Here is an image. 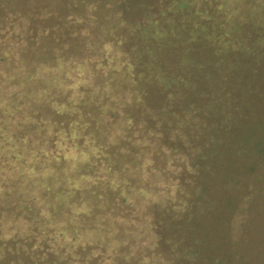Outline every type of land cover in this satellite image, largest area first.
Instances as JSON below:
<instances>
[{"label":"trees","instance_id":"obj_1","mask_svg":"<svg viewBox=\"0 0 264 264\" xmlns=\"http://www.w3.org/2000/svg\"><path fill=\"white\" fill-rule=\"evenodd\" d=\"M138 1L141 2L140 5L142 7V1L146 2L145 0ZM29 2L30 0H18L16 3L13 0H0V34L6 36L9 33V29L21 25L24 27V33L29 39L27 40L28 51H33L31 55L38 56V59L48 57V60L50 57H54V61L58 64L60 72L67 77L66 79H75L77 82L75 83L76 86L78 83V85L86 83L81 92L82 97H87L91 93L103 95L106 104H111L115 110L116 119H119L122 114L118 122L123 124L124 130L127 129L132 140V144L128 149L129 156L133 157V159H142L147 155L151 157L152 154L156 153L157 156H153L154 158L163 159L162 169L158 168L161 173V175H158L160 181L207 182H203V186L197 191L195 197H190L191 202L189 201L188 203L190 206L183 207L179 205L177 208H173L174 211H182L184 209L183 218L189 216V225H194L193 227L197 229L190 235H184L185 222L176 223L172 220L167 223L165 221L166 216L158 217L149 212L150 209H153L151 207L156 205L157 202L148 197L150 199L147 202L149 209H147V212L144 210L141 212V215L145 216L139 215L138 217L141 218L136 222L137 224L131 225L129 228H121L124 226V222L119 225L112 215L107 218L108 222H100V225L106 227L103 229L101 228L102 226H98V223L95 224L97 222L96 218L90 214L89 224L82 223L80 226L76 218L69 216L71 215L69 214V217L65 219L66 221L63 219L59 220L60 224H67L72 221L70 224H73V227L70 228L71 234L69 235L68 243L61 247V244L53 243L54 239H52L50 244L52 246H60L62 248L60 252L68 255L71 260L75 261V264H82L83 262L87 264L93 259L98 261V256L99 258L101 257V261L98 264H124L125 261L120 262L116 256L119 249L123 247L125 240L136 241L140 239L142 242H147L148 240L155 242V232L160 234L162 231L173 229L174 240L171 241L168 251L163 255L164 257L159 260H164L168 264H180L181 262L187 264H228L225 261L226 257L220 252L221 247L229 245V243L226 244L223 220L230 223V214L235 208L244 209V212L240 210V215H246L247 217L246 206L251 209L252 203L255 202L251 198L254 197L253 195L257 196L258 193H261L260 190L258 192L251 190V195H253L249 197L250 199L233 195H230L229 198L223 196L227 185H231L235 181H241L240 179L242 178H250L258 171H263L264 173V53L261 52V49L264 48V41L256 39L251 41V39H245L241 35L238 39L217 41L218 43L207 39L201 41L204 44L200 46L199 38L195 34L186 38L187 36L184 37L183 35L182 37L179 32H167L168 36H166L165 31L157 28L150 17L143 22L141 20L129 24L124 22V25L122 23L126 35L109 43L96 41L97 32L108 29L104 17L103 19L89 18L88 21L86 20L87 24L81 28L78 34L69 35V33H64L62 29L59 30L60 33H58L57 29H49V31L42 33L44 36L42 39L37 40L32 36H38L39 29L36 28L39 26L36 22H33L32 17H36L37 12L44 5H42L43 1L36 0L32 4L35 6L34 9H26L29 6ZM108 2H114L112 7L124 4L122 6L124 9L128 8L133 11L137 9V6L132 4V1L128 3L127 0H108ZM19 7L23 8V13L18 11ZM60 7L56 11H60ZM49 8H51L52 16L55 13L58 14V12H55L53 4ZM160 15H164V13H160ZM65 32L67 31L65 30ZM228 33H234L233 26L229 27ZM68 37L70 38L68 41L69 46L66 45L68 51L78 41H83L82 43L88 45L84 49L85 55L78 56L80 57L79 62H77L78 57L72 59V62L64 61V58L68 57V51L65 50L61 40H65ZM86 38L87 41H84ZM45 39H47L48 43H45ZM204 45L208 46L207 53L202 50ZM153 46H155L154 49L152 48ZM27 48L25 46L18 49L24 51V53H31L27 51ZM194 49L202 51L199 55L206 54L207 57H196L198 52L195 51L194 54ZM242 53L246 55L247 59L245 61H243L242 56L239 57V54L242 55ZM93 54L94 56L92 57L91 55ZM206 66L207 69H205ZM55 69L57 70V67ZM94 71L99 72L96 75L98 77L97 82L94 81ZM237 78H240L238 82V86L241 84L240 89L234 87V82ZM19 79L20 85L25 83L26 85L33 84L39 87L37 91L42 95L48 94L45 86L58 85L56 78L53 81L48 78L41 82L39 76L33 75V73L20 76ZM99 79L100 81H98ZM59 80H62V75H59ZM217 81H220V84L217 85ZM111 89H116L114 94H109ZM120 102L124 104L120 105ZM24 103H26V100ZM74 114H76L77 120L71 123L70 127L78 128L81 126L82 129L92 127L93 121H86L87 124L84 122L83 115L80 112L74 110ZM181 114H185L184 117L187 124H184L183 127L178 124L171 125V128L166 127L167 124L163 120L165 121L167 118L170 121H176V119L178 120L181 117ZM93 115L96 118L97 114L94 113ZM35 117L32 118V116L27 115L29 120L23 121L26 124L24 129H30L35 123ZM89 118L93 120V116ZM50 122L51 120L49 119L45 123L48 124ZM145 122H150L153 125L145 126ZM144 127L145 131L139 133L140 129L142 130ZM82 129L71 133L76 134L75 139H71L73 142L60 137L59 133L50 135L49 141L56 144L58 152L62 151V145L74 146L76 149V156L69 160L62 158L57 153H51L47 156L49 162L52 160V162L57 164L58 171H55L56 167H51L50 164L44 165V167L38 166L42 151H44V155L47 154L45 152L46 148L41 150H37L41 147L33 149L36 146L33 140L36 139L28 138L30 141L27 140L26 136L29 134L26 133H28V130L20 132L17 126L10 125L2 127L0 134L4 133V144L10 142L9 145H13L11 147L15 151L13 153L14 157H21V160L17 162L21 165H26L25 173L29 171L32 174L33 171L38 172L43 167L42 172L45 174L36 181H46V183L43 182V189L48 191V196H52L50 181H68L71 185L70 187H75V189L82 192L93 185V182L90 184L88 182L109 180L112 177L109 174L103 176L105 170L99 176L93 175L91 171L88 172L87 166L93 160L92 153L96 154V146L101 147L103 143L95 141L101 135L98 136L97 134V138L95 135L94 137H89L81 132ZM17 132H20L18 138ZM137 135L139 136L138 139H136ZM39 140L42 139L39 138ZM64 140L67 144H65ZM76 140L85 143L80 146V143L77 144ZM38 146H42V144L39 143ZM81 147L83 150H81ZM24 149H27L26 151L30 150L33 155L28 154L23 159L21 153ZM66 150L67 147L64 151ZM13 151L6 150L5 154L8 155ZM38 154L39 156H36ZM149 156L148 158H150ZM234 157L236 158L233 159ZM5 159L6 157L4 156ZM136 166L134 162L128 163L125 173L130 172L132 167L136 169ZM11 167L12 169L15 167V160L14 163H11V166L10 164L3 165V167L0 166V173L3 171V178L0 181L16 180L11 173ZM156 169L155 171H158ZM196 169L198 174L193 172ZM61 170L64 173L58 175ZM128 181H131V179L126 177V175H120V179L116 181L114 187L108 186V190L112 191L111 194L108 192L107 195L111 206L117 194V198H122L121 200L124 204L131 208L134 206L133 202L135 200L130 195ZM258 182L261 183V180ZM124 187L126 190L122 191ZM5 189L6 187L0 184V193L3 190L5 191ZM72 192L73 190L70 191V189L65 192V202L55 199L58 202L57 206H55L54 202L44 203L42 201L40 208L43 215L36 216L37 219L33 217V224L34 221L38 223L33 226L39 225L41 222L44 223V218L48 221L52 210L57 211L64 207L73 214L82 215L94 209H99L103 204V202L97 200L101 195L97 191L96 200H85L88 203H78L77 199L72 198ZM146 192L143 186L142 193L145 194ZM31 194L30 192L22 194L24 204L28 200L35 201L36 197L40 199V196L37 195L33 198ZM102 207H105V205H102ZM140 207L143 208V204ZM217 207L224 210L215 215L217 218L214 219V222L218 225H212L209 232L214 233L218 227L223 229H219L215 234V243L209 242L212 246L207 249L208 255L203 256L202 251L205 244L196 235L204 234L200 229L204 226L207 227V225H204L202 219H200L201 214L199 212L207 214L214 211ZM224 211L228 212L229 216L225 215ZM220 214L225 216L224 219L220 218ZM14 222L17 223L19 221L15 219ZM233 225L235 224L231 223V227ZM17 226L18 230L13 234L22 236V233L31 232L28 228L25 231L20 230L19 228L22 226L20 223H17ZM110 226L113 229H121H119L117 234V230L109 231ZM109 235L114 236L115 239L108 240L110 238ZM6 236L9 237L7 234ZM26 239H29V237L20 241ZM40 239L39 237L38 242L41 241ZM241 240L239 239L240 243ZM20 241L17 244H20ZM235 241L232 243L237 247V250L235 249L231 255L227 256L232 261L231 264L242 259L239 246L243 243L240 244L239 241ZM69 242L71 243L69 244ZM176 244L177 249L174 248ZM126 249L128 250V247ZM214 249L220 251L214 254L212 253ZM33 251L35 250L33 249ZM80 253H86L88 258L86 260L81 258L80 261L73 259L74 256Z\"/></svg>","mask_w":264,"mask_h":264},{"label":"rangeland","instance_id":"obj_2","mask_svg":"<svg viewBox=\"0 0 264 264\" xmlns=\"http://www.w3.org/2000/svg\"><path fill=\"white\" fill-rule=\"evenodd\" d=\"M16 1L18 0H13L15 3ZM35 1L36 0H30L29 6L26 7V9H34L35 6L32 4ZM41 1H43V8L37 12L36 17H32L33 22H36L39 26L36 28L39 29L38 36H32L37 40L42 39L44 37L42 33L49 31V29H57L58 33H60L59 30L62 29L64 30V33H69V35H73V33L78 34L81 28L87 24L86 20L88 21L89 18L94 17L103 19L104 17L108 29L102 30V32L99 30L96 35V41L99 43H109L119 38H123L126 35V31L123 30L122 27L124 22L127 24L141 20V22H143L150 17L151 21L155 22L154 25L157 28L165 31L166 36H168L167 32H179L182 37L183 35L184 37L187 36L186 38L195 34L196 37L199 38L200 46L204 44L201 43V41L207 39L222 42V40L229 41L232 39H238L241 35L242 37H245V39H251V41L254 39L264 41V0H145L146 2L142 1L143 7L138 0H127L128 3L132 1V4L137 6L135 11L129 10L128 8L124 9V7H122L124 4H122V6L116 5L115 7H112L114 2H108V0ZM49 3H51L50 5L53 4L55 12H58V14H54L56 15L55 17L51 14ZM59 6H61L60 11H56ZM19 8L18 11L23 13V8ZM39 13L40 15H38ZM160 13H164V15H160ZM20 26L21 25L9 29V33L6 36L0 34V131H2V127H8L10 125L17 126L20 132L28 130L24 129L26 124L23 121L28 119L27 115L32 116V118L36 116L35 123H33L28 130V133H26L29 134L26 136L27 140L28 138L36 139L33 140L36 145L33 149H37L38 147L41 148L37 150L46 148L45 152H47V154L44 155V151H42L41 156L39 157L40 163H38V166L41 165L44 167V165L50 164L51 167H56L55 171H58L59 168L57 164L52 162V160L49 162L47 156L51 153H57V155L62 156V158L69 160L76 156V149L74 146L62 145V151L58 152L56 144L49 141V137L52 133H59L60 137H64L67 141L75 139L76 134L71 133L82 129L81 126L78 128L70 127L71 123H74V121L77 120L76 114H74V110H76L83 115L84 122L93 121L92 127L89 129L83 128L81 132L89 137H94L95 135L97 138V134L98 136L101 135V137L95 139V141L103 143L101 147L96 146L97 156L95 153H92L93 160L88 164L89 166H87L88 172L91 171L93 175L99 176L105 170L103 176L109 174L112 177L109 180L90 181L88 183L90 184L93 182V185L90 186L88 190L82 192L75 189V187H70L71 185L68 181H50L51 184L49 185L52 188L50 191L52 196H48V191L43 189V182L46 183V181H36L38 178L41 179L43 174H45L42 172L43 167L38 172L33 171L32 174H30L31 172L27 171V173H25L26 165L18 163L21 160V157H14L13 153L15 151H13L14 149L11 147L13 145H9L10 142L8 141V143L4 144V133L0 134V141H2V143H0V166L3 167V165L6 166L8 164L11 166V163H14L15 160V167L13 169L11 167L10 169H12L11 173L13 177L16 178V180L13 179V181H0V184H3L6 187L5 191L3 190L0 193V264H75V261L71 260L68 255L60 252L62 251L61 247H64L63 245L68 243V238L71 234L70 228L73 227V224H70L72 221L67 224H60V219L65 220L67 217L71 216L76 218V221H78V224L81 226L82 223L89 224L91 218L90 215H94L97 221L95 224L98 223V226H102L101 228L105 229L106 227L100 225V222H108L107 218L113 215L114 220H116L119 225L124 222V226L121 228H129L131 225L137 224L136 222L141 218L138 217L139 215L142 217L145 216L143 214L141 215V212L143 210L147 212V209H149L147 202L150 201V199L157 202L156 205L151 207L153 208L152 210H148L154 216H166L165 221L167 223H170L172 220L176 223L185 222V236L186 234L190 235L196 231L197 229L193 227L194 225H189V216H185L188 221L186 218H183L182 213L184 212V209L182 211H174L173 208L175 209L179 205L183 207L190 206L188 204L189 201L191 202L190 197H195L197 191L203 186V182L206 181H160L158 175H161V173L158 168L162 169L161 164L163 163V159L154 158L153 156H157L156 153L152 154L151 157L147 155L142 159H133V157H130L128 149L132 144V140L130 139L127 129L124 130L123 124L118 122V120L121 119L122 114L119 119H116V116L114 115L115 110L112 108L111 104H106L103 95L100 96L99 94L91 93L87 97H82L81 92L84 86H86V83L83 85H78V83L76 86L75 83L77 82L75 79H66L67 77L60 72L58 64H56L53 59L54 57H50L48 60V57L38 59V56L31 55L33 51H28L29 46L27 40L29 39L24 33V27ZM231 26L234 27V33L229 34V27ZM65 30L67 32H65ZM159 34L161 35V33ZM69 39L70 38L68 37L65 40H61L66 51H68L66 45L69 46ZM46 40L47 39H45V43H48ZM84 41H87V38ZM82 42L83 41L76 42L75 46L69 49L67 52L68 57H65L64 61L72 62V59H75L82 54L85 55L84 49H86L88 45ZM254 43L256 42L254 41ZM25 46L28 47L27 51L31 53H24V51L18 49L19 47L23 48ZM154 47L155 46L152 48L154 49ZM202 50L204 53H207L208 46L204 45ZM193 51L194 54L195 51L198 52L196 57H207L206 54L199 55L202 51L198 49H194ZM261 52L264 53V48L261 49ZM91 56L93 57L94 54ZM241 56L243 61L247 59L245 54H239V57ZM79 60L80 57H78L77 62H79ZM56 67L57 70L55 69ZM205 69H207V66ZM32 73L33 75L39 76L41 82L48 78L53 81L56 78L58 85L52 87L45 86L46 91L48 92L46 95L40 94L39 91H37L39 87H36L33 84L26 85L24 83L23 85H20V76L31 75ZM98 74L99 72L95 71L93 73V75H95L93 76L95 77L94 81L96 82L98 78L96 75ZM59 75H62V80H59ZM239 79L240 78H237L234 82V87L236 89L241 88V84L238 86ZM98 81H100V79ZM218 84H220V81H217V85ZM114 91H116V89H111L109 94H114ZM25 100L26 103H24ZM123 104V102H120V105ZM94 113L97 114L96 118L93 115ZM88 116H93V120ZM184 116L185 114H181V117L178 120L176 119V121H170L166 118L163 122L167 124L166 127L171 128V125L174 124L183 127L184 124H187ZM49 119L51 122L46 124L45 122ZM144 125L151 126L153 124L145 122ZM141 131H145V127L142 128V130L140 129L139 133ZM20 132H17V138L20 136ZM39 138L42 140H39ZM138 138L139 136L137 135L136 139ZM82 141H84V139H82ZM39 143L42 144V146H38ZM76 143H80L81 146L82 143L85 142L76 140ZM65 144H67V142H65ZM66 147L67 150L64 151ZM6 150L13 152L6 155ZM26 150L27 149H24L21 153L23 159L28 154L33 155V152ZM81 150H83L82 147ZM4 156L6 157L5 160ZM36 156H39V154ZM148 156L150 158H148ZM235 158L236 157L233 159ZM131 162L136 163V169L132 167L130 172L125 173L126 165ZM155 169L158 171H155ZM197 171L198 170L196 169L193 172L197 173ZM1 172L0 179L3 178V171ZM60 172L61 173L58 175L64 173L63 170ZM120 175H126V177L131 179V181H128L129 192L136 202H133L134 206H132V208L127 204H124L121 200L122 198H117L118 194L116 195L114 190L113 193L116 196L114 200L112 199V206L108 201V192L110 194L112 193V191L108 190V186L110 185L111 187H114L116 181H119ZM263 175V171L255 172L250 178H242L240 179L241 181H235L234 183L230 182L231 185H227V189H225L226 191L223 189L225 191L223 192V196H227V198H229L230 195L249 198L253 195H251V190L257 192L259 190L261 191L257 196L253 195L254 197L251 198L255 200L251 205V209L249 206H246L247 208L245 211H248L247 217L246 215H240V210L244 212V209L239 210L238 208H235L232 214H230V223L223 220L222 224L226 234V244L229 243V245H227V247H221V251L214 249L212 253L217 254L218 251L222 252V255L226 257L225 261L228 264H231L232 261L228 259L227 256L231 255L235 249L237 250V247L232 243L235 239V242L242 239L241 243L243 244L239 241L241 244L239 246L241 249H239L241 251L240 256L242 259L235 261L233 264H264ZM260 180L261 183L258 182ZM143 186L145 191H147L145 194L142 193ZM68 188L70 191L73 190L71 196L73 199H77L78 203H88L86 201L96 200L97 191L101 194L97 200L103 202L102 205H105V207H102L101 205L99 209H91L92 211L79 215L77 213L73 214L70 210L67 211L66 208L62 206L63 208L60 210L50 211V219L48 221L44 218V223L41 222L39 225L33 226L38 224L35 221L33 224V217L34 219H37L36 216L43 215L40 208L42 205L41 202L43 201L46 203L51 201L54 202L55 206H57L58 203L56 200H62L65 202L66 199L64 194L69 191ZM233 189L234 191H232ZM124 190H126L125 187L122 188V191ZM28 192L32 193L31 195L33 198L38 195L40 196V199L36 197L37 201L35 199V201L28 200L24 204L22 194ZM141 204H143V208L140 207ZM218 208L219 207L207 214L199 212L201 214L200 219H202L204 225H207V227L204 226L200 229L204 234H195L199 239H202L205 244L203 245V256L208 255L207 249L212 246L209 242L215 243V234L219 229H223L218 227L214 233L209 232L212 225H218L214 222V219L217 218L215 215L224 210ZM220 215V218L224 219L225 216H222V214ZM225 215L229 216L228 212H225ZM15 219H18L19 222L17 223L22 224L19 228L20 230L25 231L28 228L31 232L28 231L26 234L22 233V236L13 234L18 230L17 223L14 222ZM231 223H234L235 225L231 227ZM5 227H7V229H5ZM8 228L10 229L8 230ZM119 229H113V227L110 226L109 231L117 230L118 234ZM172 230H165L160 234L155 232V242L149 240L147 242H142L140 239L136 241L125 240L123 242V247L119 249L116 256L117 259H119L120 262L125 261L124 264H168L166 261L159 259L164 257L163 255L168 251L171 241L174 240ZM6 234L9 235V237L6 236ZM26 237H29V239L20 241ZM39 237L43 242H38ZM182 237L184 238V236ZM52 239H54L53 243L61 244L62 246H52L50 244ZM111 239H115V237L110 236L108 240ZM18 241L21 243L17 244ZM70 243L71 242H69V244ZM159 246L161 247L158 248ZM127 247L128 250L126 249ZM174 248L177 249V244ZM33 249L35 251H33ZM66 253L68 254V252ZM81 258L86 260L88 256L86 253H80L77 256H74L73 259L80 261ZM97 258L98 261L93 259L87 264H98V262L101 261V257L99 258L98 256ZM82 264L86 263L83 262ZM180 264L187 263L181 262Z\"/></svg>","mask_w":264,"mask_h":264}]
</instances>
